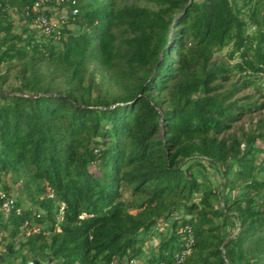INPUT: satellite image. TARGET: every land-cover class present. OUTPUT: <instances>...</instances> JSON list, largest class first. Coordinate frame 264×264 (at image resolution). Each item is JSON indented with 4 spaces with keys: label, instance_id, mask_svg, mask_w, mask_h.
<instances>
[{
    "label": "trees",
    "instance_id": "16d2710c",
    "mask_svg": "<svg viewBox=\"0 0 264 264\" xmlns=\"http://www.w3.org/2000/svg\"><path fill=\"white\" fill-rule=\"evenodd\" d=\"M26 6L0 0V263L170 262L189 224L181 264H264V114L233 130L264 109V0H80L59 39Z\"/></svg>",
    "mask_w": 264,
    "mask_h": 264
},
{
    "label": "built area",
    "instance_id": "2783aa9c",
    "mask_svg": "<svg viewBox=\"0 0 264 264\" xmlns=\"http://www.w3.org/2000/svg\"><path fill=\"white\" fill-rule=\"evenodd\" d=\"M80 0H32V6H26L20 16L29 13L32 8L36 12L35 26L40 29L42 33L53 34L56 39L60 38V27L63 22L70 18L75 17L79 13L78 3ZM10 13H16V10L9 7ZM51 196L53 194H50ZM20 211L16 207L15 196L1 188L0 186V210L4 213H9L13 210ZM64 205H61L60 214H63ZM183 245L182 249L178 251L172 261H162L158 264H181L193 250L195 242L193 227L186 224L183 229Z\"/></svg>",
    "mask_w": 264,
    "mask_h": 264
},
{
    "label": "rangeland",
    "instance_id": "374dc122",
    "mask_svg": "<svg viewBox=\"0 0 264 264\" xmlns=\"http://www.w3.org/2000/svg\"><path fill=\"white\" fill-rule=\"evenodd\" d=\"M132 1V0H128ZM13 18H16V16L13 15ZM17 19V18H16ZM228 52V49H224L223 52L219 53L216 57L219 58H225V54ZM264 83V79H263ZM264 87V84H263ZM252 90H245L243 93H251ZM257 98H259V101H264V97H261L260 94H255ZM264 114V109H259L257 111H254L253 113L248 114L245 116V118L238 122L236 126L234 127V131H239V128H242L244 130H248L250 127H254L255 122ZM91 169H94V166L91 167ZM204 175H206V182L207 185L215 186L219 189L222 188V176L220 175L219 171L215 169L212 166H208L207 171L204 172ZM9 180V178H7ZM13 193L15 195H18V190L16 187H13ZM153 238L149 239L150 241L145 242V248L147 251L151 250L152 246L155 245V237L157 235H153ZM4 247L0 245V251H3ZM143 259H145V256L141 257L139 260L140 262H136L135 264H142ZM1 264V263H0Z\"/></svg>",
    "mask_w": 264,
    "mask_h": 264
},
{
    "label": "crops",
    "instance_id": "0c3cea01",
    "mask_svg": "<svg viewBox=\"0 0 264 264\" xmlns=\"http://www.w3.org/2000/svg\"><path fill=\"white\" fill-rule=\"evenodd\" d=\"M136 262H140V260H139V259H138V260H135V261H134V264H135Z\"/></svg>",
    "mask_w": 264,
    "mask_h": 264
}]
</instances>
